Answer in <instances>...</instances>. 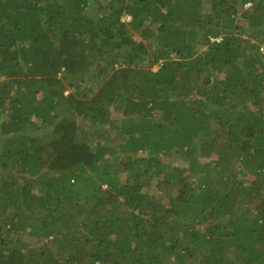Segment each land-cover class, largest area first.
Returning a JSON list of instances; mask_svg holds the SVG:
<instances>
[{"label":"trees","instance_id":"16d2710c","mask_svg":"<svg viewBox=\"0 0 264 264\" xmlns=\"http://www.w3.org/2000/svg\"><path fill=\"white\" fill-rule=\"evenodd\" d=\"M0 264H264V0H0Z\"/></svg>","mask_w":264,"mask_h":264},{"label":"rangeland","instance_id":"374dc122","mask_svg":"<svg viewBox=\"0 0 264 264\" xmlns=\"http://www.w3.org/2000/svg\"><path fill=\"white\" fill-rule=\"evenodd\" d=\"M247 4H248V3H247ZM246 6H249V4H248V5H246ZM126 19H128V18L126 17ZM156 68H157V66H156V65H155V66H153V69H156ZM69 91H70V89H68V90H67V93H68ZM104 126H106V125H101V126H100V125H99V126H98V125H96V128H95V129H98V128H99V129H101V128H102V129H104V128H105ZM103 127H104V128H103ZM176 164H178V165H182L183 163H182V162H180V161H176Z\"/></svg>","mask_w":264,"mask_h":264},{"label":"clouds","instance_id":"9594fccd","mask_svg":"<svg viewBox=\"0 0 264 264\" xmlns=\"http://www.w3.org/2000/svg\"><path fill=\"white\" fill-rule=\"evenodd\" d=\"M249 5H250V3H248ZM248 4H246V5H248Z\"/></svg>","mask_w":264,"mask_h":264}]
</instances>
